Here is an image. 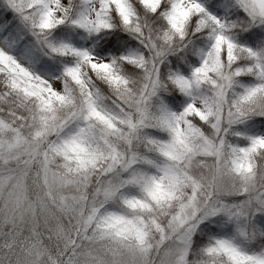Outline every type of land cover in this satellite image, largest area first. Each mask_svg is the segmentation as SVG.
<instances>
[{
  "label": "snow or ice",
  "instance_id": "snow-or-ice-1",
  "mask_svg": "<svg viewBox=\"0 0 264 264\" xmlns=\"http://www.w3.org/2000/svg\"><path fill=\"white\" fill-rule=\"evenodd\" d=\"M0 264H264V0H0Z\"/></svg>",
  "mask_w": 264,
  "mask_h": 264
},
{
  "label": "trees",
  "instance_id": "trees-1",
  "mask_svg": "<svg viewBox=\"0 0 264 264\" xmlns=\"http://www.w3.org/2000/svg\"><path fill=\"white\" fill-rule=\"evenodd\" d=\"M122 36H128L127 33H121ZM129 40L131 41L127 47L120 49L119 51L115 52H108L110 57H118L123 56V53L126 52L128 49H134L137 52L139 45L137 44L134 37L128 36ZM82 44H77L76 46H81ZM248 47H253L254 50L260 51L257 49L255 45L248 44ZM170 59H174V57H170ZM194 56H192V60ZM191 60V61H192ZM183 63V61H182ZM188 65L185 64L184 67ZM166 74V73H165ZM243 79H249L252 77L243 76ZM253 79V78H252ZM168 85L167 90L161 91L157 94V96L153 97L152 106L155 112L160 111L161 106V98L166 97L168 100H172L173 97H178V91L173 87ZM180 95V94H179ZM155 138L159 139L160 135H165L163 133H159V130H152ZM160 135H156V134ZM162 138V137H161ZM57 170L62 175L64 169L62 167V162H57ZM105 176V171L96 167L95 169L90 170V172L85 175L83 178L80 176L71 177L70 180L65 181L62 185L56 186L52 190V194L55 200L62 202L66 205L65 208V219L68 220V229L69 231L72 230V226L74 224H80L82 216L80 215L81 212L86 213V206L91 204L92 198L94 196L96 189V185L98 182L103 179ZM71 217V219H69ZM95 231V224L90 225ZM198 234V233H197ZM215 235L212 236H204L200 237L199 240H194L193 243V255L190 256V259H195L196 255L199 254L200 250L207 246V244L214 238Z\"/></svg>",
  "mask_w": 264,
  "mask_h": 264
},
{
  "label": "rangeland",
  "instance_id": "rangeland-1",
  "mask_svg": "<svg viewBox=\"0 0 264 264\" xmlns=\"http://www.w3.org/2000/svg\"><path fill=\"white\" fill-rule=\"evenodd\" d=\"M81 46L85 47V48H89L90 45L88 44H82ZM257 51V50H256ZM93 54L95 55V50L93 49ZM132 54H136V51L134 49H128L126 52L123 53V55H132ZM100 59H111L110 55L108 53H105L103 57H100ZM199 62H200V58L199 56H194V59L188 63V65L186 67H183L180 69V74L182 75H186V76H190L191 74V69L199 66ZM241 85H246L248 84L251 80H253L252 78L249 79H243L242 77H238L237 78ZM165 80H166V74H165ZM57 88L61 87V85L59 83H57L55 85ZM171 87H173L174 89H176L174 86L170 85ZM178 91V97L180 99V101H182V103H177L175 102L173 99L172 100H168L166 97H162L161 99V106H160V110L161 109H167L170 111H175V112H180L183 110V108L187 105V103L191 102V98L186 96L185 94L181 93L178 89H176ZM242 90V88H241ZM156 135H160V134H156ZM163 136V135H162ZM161 135L159 136L160 138L162 137ZM105 166H106V162L101 161L98 163L97 167L102 169L103 171H105ZM126 194H137L135 190H132ZM81 216L86 215V213L81 212L80 213ZM246 225H241V227H244ZM217 237H214L209 243H211L214 239H216ZM208 243V244H209ZM207 244V245H208Z\"/></svg>",
  "mask_w": 264,
  "mask_h": 264
}]
</instances>
